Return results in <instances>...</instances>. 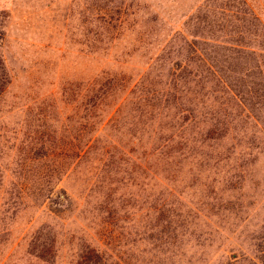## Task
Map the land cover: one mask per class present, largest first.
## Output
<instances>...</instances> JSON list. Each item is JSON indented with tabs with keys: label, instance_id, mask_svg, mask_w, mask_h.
<instances>
[{
	"label": "rangeland",
	"instance_id": "rangeland-1",
	"mask_svg": "<svg viewBox=\"0 0 264 264\" xmlns=\"http://www.w3.org/2000/svg\"><path fill=\"white\" fill-rule=\"evenodd\" d=\"M191 34L264 43V0H0V264H264V73L188 92ZM202 91L218 145L159 148Z\"/></svg>",
	"mask_w": 264,
	"mask_h": 264
},
{
	"label": "trees",
	"instance_id": "trees-1",
	"mask_svg": "<svg viewBox=\"0 0 264 264\" xmlns=\"http://www.w3.org/2000/svg\"><path fill=\"white\" fill-rule=\"evenodd\" d=\"M244 12L245 11H243L239 20L243 23L242 27H245L243 29L247 30L249 27L247 26V24H249V18ZM251 18L254 20L256 19L255 16L250 14V19ZM240 29L238 28L236 30L240 31ZM195 36L196 34H191V39L188 41L184 39L185 48L189 54H187L181 62H178L175 65V71H181L185 73L184 75L190 76L188 80H183V83H193L195 86L193 89H188V92L198 93L196 87L201 88L203 86L209 92H215L222 89L231 101L230 104L227 102L222 103L226 107L231 108L232 104L236 106H239L238 104L246 105L241 100L240 96L238 97L237 91L239 89H236L233 82L228 80L227 75L230 72L250 73L253 70L257 71V73H264V43L250 42L248 40H234L231 42H225V44L214 42L216 44L211 45L204 44L203 42L207 41L201 40L203 42H199L200 44H198ZM201 37L211 39L207 38L208 36ZM203 45H207V48H204ZM217 47H219L222 52H220ZM237 58L243 59V62H239L240 59L236 62L234 59ZM174 74H176V72ZM215 85H219V88H216ZM206 92H201L200 101L187 96L186 101L188 104L186 107L180 109L176 108V110L173 111L170 116L173 123L169 125L171 133L160 141L158 144L159 148L164 147L175 140L178 143V148L175 149V152L178 155L177 157L186 160L191 156H199L204 145L209 146L210 143H206L207 141L211 142L212 145H218L216 140L220 141L223 138L224 134L222 132L225 131V125L230 122V114L225 108L223 111L216 109L214 107V102L207 100L208 95L204 97ZM176 101L177 100L175 99V103ZM208 108H211L212 110H209ZM205 127L206 133L202 135L203 128ZM209 134H212V136ZM176 163L179 166L184 165L182 162ZM165 205L167 204L163 202V200H159L157 207L158 218L164 219L169 216V219H167V226L160 228L164 231L167 229L172 232L176 230L179 231L170 235L171 240L163 239L164 241L161 242L164 243L169 241V244H173V241L177 237H182L186 234V226L193 224L181 221L179 222L181 224L173 226V223L170 220L173 216V212H168ZM197 212H199V207L192 208V212L190 211L194 216H196ZM187 214L189 216V213ZM183 223H185L183 229L180 230ZM159 240L161 239L159 238Z\"/></svg>",
	"mask_w": 264,
	"mask_h": 264
}]
</instances>
